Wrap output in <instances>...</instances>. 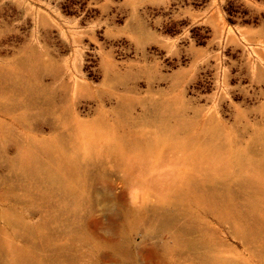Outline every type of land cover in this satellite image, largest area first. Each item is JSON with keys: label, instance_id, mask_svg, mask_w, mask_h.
I'll list each match as a JSON object with an SVG mask.
<instances>
[{"label": "rangeland", "instance_id": "374dc122", "mask_svg": "<svg viewBox=\"0 0 264 264\" xmlns=\"http://www.w3.org/2000/svg\"><path fill=\"white\" fill-rule=\"evenodd\" d=\"M0 264H264V0H0Z\"/></svg>", "mask_w": 264, "mask_h": 264}]
</instances>
